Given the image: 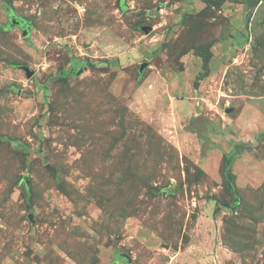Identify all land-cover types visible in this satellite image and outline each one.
Wrapping results in <instances>:
<instances>
[{"label":"rangeland","instance_id":"374dc122","mask_svg":"<svg viewBox=\"0 0 264 264\" xmlns=\"http://www.w3.org/2000/svg\"><path fill=\"white\" fill-rule=\"evenodd\" d=\"M0 264H264V0H0Z\"/></svg>","mask_w":264,"mask_h":264},{"label":"trees","instance_id":"16d2710c","mask_svg":"<svg viewBox=\"0 0 264 264\" xmlns=\"http://www.w3.org/2000/svg\"><path fill=\"white\" fill-rule=\"evenodd\" d=\"M203 1H205L208 4H215L217 6H219L220 4H222L224 2V0H203ZM197 54L203 58L205 63H207V60L211 56L210 47H208L205 51H202L200 49ZM77 65L82 66V64H80V63H77V62L74 63L73 68H75L76 70L78 69ZM205 75L206 74L202 72L200 76H205ZM196 123H198V122L195 121V124ZM235 158H236V153L235 152H224V156H223V176H224V179H225V181L227 183V186L230 189H232V190L236 189L235 184L233 182L234 173L232 171V165L234 163Z\"/></svg>","mask_w":264,"mask_h":264},{"label":"water","instance_id":"95a60500","mask_svg":"<svg viewBox=\"0 0 264 264\" xmlns=\"http://www.w3.org/2000/svg\"><path fill=\"white\" fill-rule=\"evenodd\" d=\"M27 22L29 24H26L27 27L22 32L24 36H27L29 34V30H30V22L29 21H27ZM23 25H25V23H23ZM146 32H147V30H146ZM146 66H147V63H143L141 65L140 69L143 70ZM22 69L26 72V75H27L28 78H31L35 74V71L30 69V67H28V66H23ZM18 93H20V89H18ZM47 167L50 168V169H54V168L51 167V165H48Z\"/></svg>","mask_w":264,"mask_h":264},{"label":"flooded vegetation","instance_id":"af4514ba","mask_svg":"<svg viewBox=\"0 0 264 264\" xmlns=\"http://www.w3.org/2000/svg\"><path fill=\"white\" fill-rule=\"evenodd\" d=\"M11 13H9V19L11 18ZM19 22V23H18ZM18 22H16L17 24H18V26L21 28V30H22V32L24 31V29L27 27V25L26 24H29L26 20H21V21H18ZM23 23H25V25H23ZM30 28H31V26H30ZM213 125V124H212ZM208 127V126H207Z\"/></svg>","mask_w":264,"mask_h":264}]
</instances>
